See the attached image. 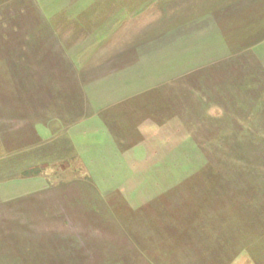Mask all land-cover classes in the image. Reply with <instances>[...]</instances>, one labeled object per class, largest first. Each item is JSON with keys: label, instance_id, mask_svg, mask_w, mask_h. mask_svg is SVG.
I'll return each instance as SVG.
<instances>
[{"label": "rangeland", "instance_id": "obj_1", "mask_svg": "<svg viewBox=\"0 0 264 264\" xmlns=\"http://www.w3.org/2000/svg\"><path fill=\"white\" fill-rule=\"evenodd\" d=\"M0 264H264V0H0Z\"/></svg>", "mask_w": 264, "mask_h": 264}, {"label": "trees", "instance_id": "obj_2", "mask_svg": "<svg viewBox=\"0 0 264 264\" xmlns=\"http://www.w3.org/2000/svg\"><path fill=\"white\" fill-rule=\"evenodd\" d=\"M37 174V171H33L32 173H30V176H33V175H36ZM41 174H39L40 176Z\"/></svg>", "mask_w": 264, "mask_h": 264}]
</instances>
